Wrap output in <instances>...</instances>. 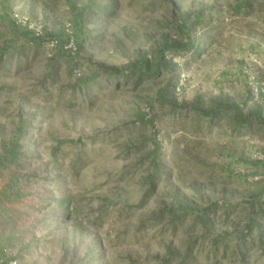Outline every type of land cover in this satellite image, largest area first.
<instances>
[{
	"label": "rangeland",
	"instance_id": "obj_1",
	"mask_svg": "<svg viewBox=\"0 0 264 264\" xmlns=\"http://www.w3.org/2000/svg\"><path fill=\"white\" fill-rule=\"evenodd\" d=\"M12 260L264 264V0H0Z\"/></svg>",
	"mask_w": 264,
	"mask_h": 264
},
{
	"label": "built area",
	"instance_id": "obj_2",
	"mask_svg": "<svg viewBox=\"0 0 264 264\" xmlns=\"http://www.w3.org/2000/svg\"><path fill=\"white\" fill-rule=\"evenodd\" d=\"M18 21H24L25 25H28L31 30H34V26L29 23V19L26 18H20L19 16H16ZM30 24V25H29ZM9 264H19L17 260H12Z\"/></svg>",
	"mask_w": 264,
	"mask_h": 264
}]
</instances>
